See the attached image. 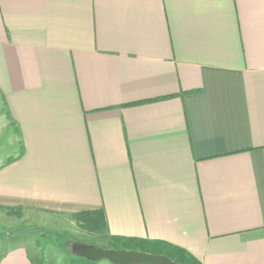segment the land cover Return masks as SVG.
Here are the masks:
<instances>
[{
	"label": "crops",
	"instance_id": "crops-1",
	"mask_svg": "<svg viewBox=\"0 0 264 264\" xmlns=\"http://www.w3.org/2000/svg\"><path fill=\"white\" fill-rule=\"evenodd\" d=\"M0 96V213L264 264V0H0ZM59 252L0 235V264Z\"/></svg>",
	"mask_w": 264,
	"mask_h": 264
},
{
	"label": "rangeland",
	"instance_id": "rangeland-1",
	"mask_svg": "<svg viewBox=\"0 0 264 264\" xmlns=\"http://www.w3.org/2000/svg\"><path fill=\"white\" fill-rule=\"evenodd\" d=\"M6 114V107L3 105L2 97L0 96V164L10 160L11 157L18 156L21 149L13 130L7 129V123L4 119V115ZM17 228L49 231L50 236L47 238H41L37 235H27L25 237L50 244L53 250L54 248H58L60 251L59 253L64 256L67 264H84L80 261L81 259L76 257L74 252L72 255L70 245L73 243L92 244L98 248L112 249V246L109 245L110 241L103 237L101 232H91L82 229L72 216H56L48 219L40 214L24 213L22 210H18L17 213L16 211L0 213V229L11 230ZM0 235L7 240H15L9 239L7 235L3 234L1 231Z\"/></svg>",
	"mask_w": 264,
	"mask_h": 264
},
{
	"label": "trees",
	"instance_id": "trees-1",
	"mask_svg": "<svg viewBox=\"0 0 264 264\" xmlns=\"http://www.w3.org/2000/svg\"><path fill=\"white\" fill-rule=\"evenodd\" d=\"M72 218L82 229L87 231L103 232L108 229L106 216L103 210H92L77 213L74 214ZM0 231L3 232V234H6L9 239H18L27 235H37L41 238H47L48 236H50V232L47 230H35L29 228H17L11 230L0 229ZM74 244L77 243H73L70 245L72 255V246ZM112 250L138 251L156 256H164L176 264H200L199 262L195 261L188 252L171 244L160 241L135 239L122 241L117 240L112 246Z\"/></svg>",
	"mask_w": 264,
	"mask_h": 264
},
{
	"label": "water",
	"instance_id": "water-1",
	"mask_svg": "<svg viewBox=\"0 0 264 264\" xmlns=\"http://www.w3.org/2000/svg\"><path fill=\"white\" fill-rule=\"evenodd\" d=\"M72 249L80 257L94 262H108L110 264H176L167 257L138 251L107 250L93 245L78 243L74 244Z\"/></svg>",
	"mask_w": 264,
	"mask_h": 264
}]
</instances>
